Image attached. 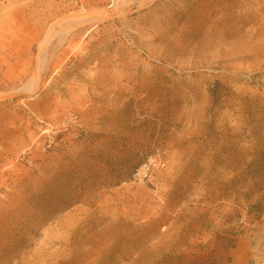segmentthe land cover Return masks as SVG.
<instances>
[{"label":"rangeland","instance_id":"1","mask_svg":"<svg viewBox=\"0 0 264 264\" xmlns=\"http://www.w3.org/2000/svg\"><path fill=\"white\" fill-rule=\"evenodd\" d=\"M0 128V264H264V0H0Z\"/></svg>","mask_w":264,"mask_h":264},{"label":"bare ground","instance_id":"2","mask_svg":"<svg viewBox=\"0 0 264 264\" xmlns=\"http://www.w3.org/2000/svg\"><path fill=\"white\" fill-rule=\"evenodd\" d=\"M40 89H41L40 80L37 78V79H33L24 90L28 92V97H31L34 96L36 92L40 91ZM24 101L27 100L25 99ZM7 139H8V134H6V132H4L2 128H0V145L3 146L4 144L8 143Z\"/></svg>","mask_w":264,"mask_h":264},{"label":"trees","instance_id":"3","mask_svg":"<svg viewBox=\"0 0 264 264\" xmlns=\"http://www.w3.org/2000/svg\"><path fill=\"white\" fill-rule=\"evenodd\" d=\"M226 243H227V244H228V243L230 244V243H232V241L230 242L229 240L224 239V244L222 245V248H223V249L228 248L229 245L226 246Z\"/></svg>","mask_w":264,"mask_h":264},{"label":"built area","instance_id":"4","mask_svg":"<svg viewBox=\"0 0 264 264\" xmlns=\"http://www.w3.org/2000/svg\"><path fill=\"white\" fill-rule=\"evenodd\" d=\"M145 176H146V173H145Z\"/></svg>","mask_w":264,"mask_h":264}]
</instances>
